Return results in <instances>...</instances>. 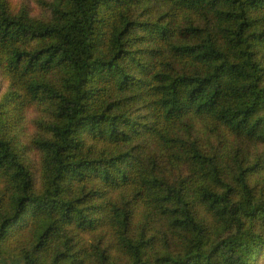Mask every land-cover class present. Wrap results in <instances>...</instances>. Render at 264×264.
<instances>
[{"label":"trees","instance_id":"trees-1","mask_svg":"<svg viewBox=\"0 0 264 264\" xmlns=\"http://www.w3.org/2000/svg\"><path fill=\"white\" fill-rule=\"evenodd\" d=\"M0 0V264H264V0Z\"/></svg>","mask_w":264,"mask_h":264},{"label":"rangeland","instance_id":"rangeland-1","mask_svg":"<svg viewBox=\"0 0 264 264\" xmlns=\"http://www.w3.org/2000/svg\"><path fill=\"white\" fill-rule=\"evenodd\" d=\"M26 4V12L28 16L35 20H46L47 12L43 5L46 0H16Z\"/></svg>","mask_w":264,"mask_h":264}]
</instances>
